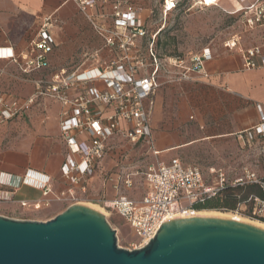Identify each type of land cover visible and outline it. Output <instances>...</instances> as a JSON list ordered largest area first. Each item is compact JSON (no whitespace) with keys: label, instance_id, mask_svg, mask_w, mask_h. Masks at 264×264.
<instances>
[{"label":"built area","instance_id":"obj_1","mask_svg":"<svg viewBox=\"0 0 264 264\" xmlns=\"http://www.w3.org/2000/svg\"><path fill=\"white\" fill-rule=\"evenodd\" d=\"M71 1L102 41V50L106 52L108 59L97 60L96 55L84 56L85 60L91 59L95 63L81 70H60L53 73L47 81L35 82L38 95L58 102L63 108L59 130L69 155L59 169L58 180L70 187V195L74 187L85 192L93 163L104 157L106 142L113 136H120L132 144L142 140L152 146L149 126L153 105L151 97L158 88V72L163 67L153 50L157 34L148 33L142 9L133 6L130 0ZM175 4V0H164V13L171 11ZM107 5L109 9L106 12L104 10ZM245 11L250 13L246 19L248 25L264 26V0H255ZM52 27L53 22L45 19L38 30L37 39L32 41L25 53L15 55L9 48H2L0 59L21 62L24 73L47 69V55L54 49L50 35ZM224 46L235 49L239 46L238 39L226 42ZM211 58L209 49L205 48L200 54L190 56L186 66H183L184 61L173 59V66L182 70L173 81L188 80L190 73H203V62ZM241 58L245 70L258 66L255 59L264 68V55L259 48L244 50ZM147 68L150 69L149 73L136 76L138 71ZM203 75L206 76L205 73ZM40 85H44L43 91L40 90ZM145 101H148L147 107ZM18 110L16 103L3 104L0 97V124L11 119ZM256 110L258 125L253 131L244 134L248 140H252L254 134L264 139V106L257 105ZM81 136L85 139L79 140ZM212 172L215 174V182H206L197 167L184 165L178 159L148 165L143 174L148 191L141 201L134 202L126 196H118L112 201V208L136 235L137 240L132 244V250L144 247L155 236L160 225L171 216L193 212L189 205L204 197H215L226 189L257 186L259 194L249 196V204H240L238 213L248 212L252 219L264 221V177L248 168H243L241 175L233 178H229L221 170ZM38 178L28 172L20 184L39 189L42 196L46 197L50 192L48 179ZM9 179V175H0V202H13L14 191L19 188V183H12ZM122 185L124 189H130L131 178L123 180ZM3 187L10 190H2ZM180 201L185 203V207L172 210L171 207ZM18 204L22 208L37 211L46 208L49 202L18 201Z\"/></svg>","mask_w":264,"mask_h":264},{"label":"crops","instance_id":"obj_2","mask_svg":"<svg viewBox=\"0 0 264 264\" xmlns=\"http://www.w3.org/2000/svg\"><path fill=\"white\" fill-rule=\"evenodd\" d=\"M239 6L237 4L234 9L238 10ZM142 16L146 24L148 15ZM47 18L53 22L50 35L54 49L47 55L49 67L42 71H50L52 75L60 70H81L95 63L91 59L85 60L84 56L96 55L99 60L101 54H106L102 50V41L71 0H0V49L9 48L15 55L25 53L32 41L37 39L38 30ZM250 48L258 46L247 47L239 44L235 49H228L223 44L219 50L208 48L212 58L203 62L205 77L203 73H190L188 80H177L163 85L157 79L158 88L151 97L153 105L149 117L152 155L156 160L162 156L165 157L163 163H169L172 159L179 160L176 152L182 148H196L199 144H214L215 141L223 139H233L248 145L264 142L263 138L255 134L252 140L244 135L258 125L256 106H264V68L259 66L258 59L254 60L258 65L256 68L245 70L242 67L241 53ZM260 52L264 55V48L261 47ZM22 68L21 62L0 59V89L5 82L13 83V73H19ZM75 93L76 91L72 92ZM10 100L11 103L18 102L15 96ZM179 105L186 111L185 118H181ZM43 106V118L40 123L32 125L25 138L11 137L0 148V175H9V181L20 184L28 172L33 173L38 179H48L50 192L44 197L41 190L20 184L14 191L13 201L30 203L46 200L49 204L45 210L57 204L53 215L75 203L95 204L103 209H113L112 201L118 196H126L134 202L141 201L148 191L147 184V191L139 200L131 199L124 193L128 189L123 188V180L130 178L132 174L124 169L128 166L125 155L128 148L122 143L137 145L145 144L144 141L132 144L117 135L110 138L106 142L104 157L93 163L85 192L74 187L70 195V187L58 180L59 169L69 155L59 130L63 108L55 101L45 102ZM147 106L148 101H145V107ZM54 108H57V112H53ZM167 110L169 113L166 114ZM18 117L16 113L11 119L1 123L0 132L4 124L14 125ZM78 139L84 140L85 137ZM242 169L236 173L214 166L208 167L206 173L199 170L206 182H215L212 171L221 170L229 178H233L240 176ZM51 182L54 184L51 185ZM2 190L10 189L3 187ZM19 194L21 198L16 199ZM0 216L15 220L49 219L16 218L8 216L7 213H0Z\"/></svg>","mask_w":264,"mask_h":264},{"label":"rangeland","instance_id":"obj_3","mask_svg":"<svg viewBox=\"0 0 264 264\" xmlns=\"http://www.w3.org/2000/svg\"><path fill=\"white\" fill-rule=\"evenodd\" d=\"M175 1L179 3V6L164 13V0H130L133 6L144 11H142V15H148L146 22L148 33H159L156 38V51L159 55L157 57L163 65L158 72L160 85L174 82V78L178 77L177 73L182 71L180 68L173 66V59L184 61L183 66H186L190 56L200 54L205 48L219 50L223 47V44L233 39H238L239 44L247 47L258 46V48H264V26H250L246 21L250 13L245 11V8L249 7L255 0H218L216 5L209 7L201 5L200 0ZM237 4L241 5L242 9H234ZM108 9L107 5L104 11L107 12ZM99 58L107 60L108 56L101 54ZM149 71V68L140 70L136 76L141 77ZM51 73L50 71L24 73L21 70L19 73H13V83H4L3 88L0 89L3 104L9 105L11 97L15 96L18 100L16 105L19 107L17 112L19 117L14 125L4 124L3 130L0 132V148L11 137L25 138L32 125L36 122L40 123V119L43 118L45 113L43 103L54 102V100L38 95L35 81H47ZM43 86L40 85L42 91ZM29 99H31V102H28ZM168 110L166 114L169 113ZM178 110L181 118H185L186 111L181 108V105H179ZM53 112H57V108H54ZM122 145L128 148L125 152L128 166L124 169L132 174L130 176L132 187L124 193L131 199L139 200L147 191L143 174L148 165L163 162L165 157L162 156L156 160L152 155L153 147L144 143L137 145L122 143ZM176 157L183 164L198 167L203 173H206L208 167L214 166L223 167L228 171H233V173L238 172L241 168H248L257 175L264 176L263 141L248 145L233 139H223L215 141L214 144L202 143L197 145L196 148H182L176 152ZM53 184L51 182V185ZM18 198H21L20 194L16 197V199ZM56 205H52L47 210L41 208L36 211L30 208H22L15 201L0 202V213H7L8 216L16 218L48 217L51 219L55 216L53 210L57 207ZM184 207L185 203L180 201L171 209L179 210ZM103 211L105 212L106 221L115 230L117 247L132 250V244L137 240L134 231L114 209H103ZM221 212L226 213V211ZM235 215L248 219L239 214Z\"/></svg>","mask_w":264,"mask_h":264},{"label":"water","instance_id":"obj_4","mask_svg":"<svg viewBox=\"0 0 264 264\" xmlns=\"http://www.w3.org/2000/svg\"><path fill=\"white\" fill-rule=\"evenodd\" d=\"M0 264H264V230L217 217L171 219L144 247L125 250L104 215L75 203L46 221L0 216Z\"/></svg>","mask_w":264,"mask_h":264},{"label":"trees","instance_id":"obj_5","mask_svg":"<svg viewBox=\"0 0 264 264\" xmlns=\"http://www.w3.org/2000/svg\"><path fill=\"white\" fill-rule=\"evenodd\" d=\"M179 6V3L177 2L174 6V9ZM159 33H157L158 35ZM157 35L153 42V50L157 56L156 51V45H157ZM259 189L257 186L254 185H246L244 187L231 190L226 189L224 191H221L219 194H217L215 197H204L199 201H196L189 205V207L193 211H200V210H218V211H226L231 213H238V207L240 204L248 203V198L251 195H258ZM241 216H244L248 219L254 220L250 217L248 212L238 213ZM264 223V221H261Z\"/></svg>","mask_w":264,"mask_h":264},{"label":"bare ground","instance_id":"obj_6","mask_svg":"<svg viewBox=\"0 0 264 264\" xmlns=\"http://www.w3.org/2000/svg\"><path fill=\"white\" fill-rule=\"evenodd\" d=\"M217 2H218V0H200V4L203 5V6H206V7L216 5ZM168 5H170L169 1H168ZM240 6H239V9H240ZM84 205H86L87 207H89L91 209H94V210L98 211L102 215L105 214L103 209L101 207H98L95 204H84ZM186 217H217V218L231 219V220H235V221L251 224V225H254V226L259 227V228L264 230V223H262V222L255 221V220H253V221L252 220H248V219L239 217V216H237L235 214H230V213H227V212L224 213V212H221V211H218V210H216V211L215 210H200V211H193V212L192 211H190V212H181V213H177V214L171 216L169 218V220L186 218Z\"/></svg>","mask_w":264,"mask_h":264}]
</instances>
